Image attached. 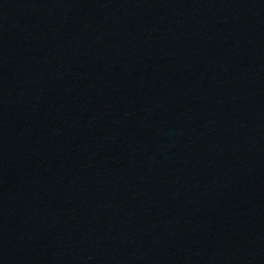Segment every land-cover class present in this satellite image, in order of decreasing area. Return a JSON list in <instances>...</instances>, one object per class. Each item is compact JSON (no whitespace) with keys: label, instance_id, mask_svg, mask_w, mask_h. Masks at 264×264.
Segmentation results:
<instances>
[{"label":"water","instance_id":"1","mask_svg":"<svg viewBox=\"0 0 264 264\" xmlns=\"http://www.w3.org/2000/svg\"><path fill=\"white\" fill-rule=\"evenodd\" d=\"M0 264H264V0H0Z\"/></svg>","mask_w":264,"mask_h":264}]
</instances>
